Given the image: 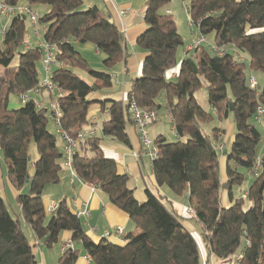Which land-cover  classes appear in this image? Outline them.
Listing matches in <instances>:
<instances>
[{
  "label": "trees",
  "instance_id": "obj_1",
  "mask_svg": "<svg viewBox=\"0 0 264 264\" xmlns=\"http://www.w3.org/2000/svg\"><path fill=\"white\" fill-rule=\"evenodd\" d=\"M5 1L50 7L40 16V25L47 29L43 43L55 47L51 80L62 92L58 97L60 132L77 138L91 125L89 115L95 104L108 116L99 135L79 142L72 155L73 169L82 182L98 188L126 213L136 231L128 235L125 244L94 241L67 200H61L53 214L47 213L44 193L48 186L60 183L65 156L59 135L48 128L53 119L49 108H39L30 99L17 109H9L12 95L27 94L42 80L38 65L43 50L40 46L25 48L29 22L18 15L0 42V148L8 164V179L19 192L16 201L21 210L14 217L0 195V264H37L35 245L23 222L47 247L58 243L63 232H71L72 241L81 242L95 264H202L196 240L168 208L166 198L147 189L146 200L138 201L129 186L130 177L120 174L117 161L105 155V137L131 145L127 127L134 123L132 103L158 113L165 108L173 117L177 141L168 142L164 136L155 139L160 156L152 163L153 175L158 186L186 197L210 253L227 264L237 254L243 255L241 264H264V157L257 156L262 135L252 122L258 109L264 108V85L258 83L256 89L249 86L252 72L264 74V0H188L185 6L201 36L214 34L215 46L229 47L244 60L232 52L218 55L206 45L196 49L193 57L181 59L185 41L172 14L163 10L172 0H148L143 18L146 29L137 39L147 56L126 101L88 98L95 88H111L113 75L94 70L78 50L91 44L103 56L108 70L126 61L125 37L109 12L97 6L84 9L83 0ZM178 66V76L168 79L167 72ZM75 69L86 71L94 83L83 80ZM204 87L217 115L198 103L195 93ZM161 97L166 99L165 107L159 102ZM230 117L235 119L236 133L225 154V149L215 148L224 130L218 127L208 133L204 127L216 118ZM32 143L39 154L33 174L29 170ZM221 158H227L225 181ZM258 161L261 168L247 188V200L235 198L233 187L246 180L239 168L250 171ZM26 187L30 193L23 195ZM224 191L227 206L222 201ZM247 201L249 207H245ZM78 257V250L69 249L59 264H75Z\"/></svg>",
  "mask_w": 264,
  "mask_h": 264
},
{
  "label": "crops",
  "instance_id": "obj_2",
  "mask_svg": "<svg viewBox=\"0 0 264 264\" xmlns=\"http://www.w3.org/2000/svg\"><path fill=\"white\" fill-rule=\"evenodd\" d=\"M103 1L105 3V8L100 6L97 7L109 12L111 14L112 20L119 26L121 32L125 37V47L128 56L124 63L119 64L121 66L120 69L118 67V69H116L115 72H112V69L111 71H109L113 75V86L109 89L98 90V94L95 95V97H92L90 100L96 101L99 99H103L101 97H104L105 99L110 98V99L126 101L130 91L132 90V81L142 74V64L145 57L147 56V52L140 49V47L137 45V39L145 31L146 25L145 23H134V21L127 22L129 20L128 19L129 14L131 15V8L133 6L129 0H103ZM119 3H122L121 8L120 7L118 8L117 6ZM118 9H127L129 13L125 18H121L118 14ZM47 12H49V10H47L44 13ZM164 12L172 14L171 10H166ZM128 41H130L131 43L130 46L127 43ZM29 42L31 41L29 40ZM190 43L191 42L185 45L180 55L181 59L185 57L186 47ZM29 47L31 48L32 45L25 46L26 49ZM80 47L88 51L91 50L95 51V53L101 56V59H103V56L91 44H87ZM179 69L180 67L178 66L174 70L167 72L166 74L167 78L175 79L174 76L176 77L178 76ZM93 83L94 80L92 84ZM204 88L206 89V87ZM95 90L97 91V89ZM31 98L36 101H40L42 103V107H47V108H49V102L52 99V97L47 92H42L39 95L31 94ZM159 102L163 104L164 107L166 106V99L164 97H161L159 99ZM95 106L96 108H94ZM162 110H165V108H163ZM89 118L91 121V125L86 127L85 130H88L90 128H95L96 134L99 135L102 125L107 121L108 118L107 113H102L99 105L95 104L91 109ZM232 119L233 118L230 117L225 120H219L221 125L218 127L224 130V134H222L217 144H223V141L229 140L228 137H230V139H232L231 141L233 142L236 129L234 127V123H233L234 121H232ZM52 122L55 125L56 134H58L61 137L59 133V128L56 126L53 119ZM127 132L131 143L130 146H126L123 143L114 140L112 138H108V137L103 138L102 148L104 149L105 155L117 161L118 172L120 174H127L130 177V180L134 181L135 189H137V187L141 184L142 181L146 183V175H148L146 171V167H147L150 173L148 177L152 185L156 187V193L155 191L153 192L151 188H149V186H147V189L150 190L155 195H161L166 198V205L168 206V208L178 216L181 223L192 234V236L196 240L200 250L202 264H227L222 260L218 259L213 254H211L209 249L204 244L201 235L200 224L196 222L193 216H190L187 213L185 207H182L183 205L188 206L186 197L176 196L173 192H172L173 196H171L170 191H166L164 189V186L163 187L158 186L155 177L153 175L151 162L146 157L140 156V158H137L135 156V154L141 152L142 145L138 130L134 123L128 125ZM159 136H164L166 138V136L162 132H160L157 133L156 136H154L155 137L154 140ZM106 139L110 141H107ZM61 146L63 147L64 143H62ZM225 150L229 151L227 150L226 145H225ZM220 164H221L222 178L225 181L227 180V176H226L227 158H221ZM1 178H0L1 180L0 195L7 202V200L9 199L7 196L8 188L6 186L5 181L3 180V176H1ZM9 184L13 188L12 195L15 196V201H16L19 192L14 188V186L10 183V181ZM61 200H67L72 210L80 218L83 228L86 231L87 235L94 241H99L103 239V235L105 232L111 231L117 227H122L124 229L123 239L112 237L107 240L116 244H125L128 241L127 240L128 235L136 231L134 222L129 218V216L126 213H124L116 206L112 205L109 202L108 198L98 188H96L91 184L82 182L78 177H72L71 171L66 168L62 173V178L60 183L58 185L48 186L44 193V203L46 209L51 204V202L59 203ZM222 201L224 206L229 205L227 191L222 192ZM84 205H87L89 216L79 215V213L84 209L83 207ZM20 210L21 208L19 207V212L16 213L19 214ZM25 224L26 223L23 222V228ZM68 241H72V233L69 231L63 232L59 242L54 244L52 247H47L43 241L35 237V240L33 242L31 241L30 242L35 245V256H36L37 264H59V260L64 253L63 246ZM73 247L75 250H78L79 252V257L75 264H95L92 260H88L87 258L88 254L84 250L81 242H73Z\"/></svg>",
  "mask_w": 264,
  "mask_h": 264
},
{
  "label": "rangeland",
  "instance_id": "obj_3",
  "mask_svg": "<svg viewBox=\"0 0 264 264\" xmlns=\"http://www.w3.org/2000/svg\"><path fill=\"white\" fill-rule=\"evenodd\" d=\"M129 1L132 3L133 6L131 8V15L129 14V17H128L129 20L127 19L128 20L127 22L134 21V23H144L143 22V15H144L146 3L148 0H129ZM83 2H84V9H88L92 6H100V7L105 8V3L103 0H83ZM188 3H189L188 0H186V1H184V0H172L167 6H165L163 8V10L164 11H166V10L172 11V17H173L174 21L177 22L178 30H179L180 34L182 35V37L185 41V44L187 45L189 42H191L189 44V45H191L194 41H196L199 37H201V35H200L199 31L197 30V28L193 27L191 25V22L188 20L187 12L185 9V6ZM121 4L122 3H119L117 5L118 8L119 7L121 8ZM33 9L36 10L40 16H42V14H44V12H46L47 10H50V7L46 6V5H44V6L42 5V6L33 7ZM11 20H7V19L3 18L2 22L3 23L6 22L7 27H9ZM40 28L43 29V26L40 25ZM0 32H2L1 24H0ZM193 38H194V40H193ZM2 40H3V38H1V34H0V42ZM29 40L31 42H29ZM42 41H43V33H42V37L35 35L33 33V29L30 26V23H28V34L26 36L25 46L26 45H32V47H37V46L42 44ZM127 43L129 46L131 45L130 41H128ZM202 45H206V48L211 50L210 46L215 45L214 34L207 36L206 37V44H202ZM23 48L24 47H22V49ZM183 49L184 48H180V53H182ZM78 50L80 51L82 56L89 62V64L92 66V68L94 70L103 71V72L111 71V70H108L104 67V65L102 63L101 56L97 55L95 53V51H93V50L88 51L82 47H78ZM235 56L237 57V55H235ZM244 56L247 57L246 54H244ZM118 67L120 69L121 66L116 65L112 69V72H115L116 69H118ZM38 69H39L40 78L42 79L44 76L42 61L39 63ZM74 71L83 80L92 84L93 79L90 77V75L86 71L81 70V69H75ZM248 74H250L249 71H248ZM251 75H253L257 79V81L261 87L264 85V74L263 73L252 72L250 74V76ZM97 94H98V90L93 91L90 94L89 99H91L92 97H95V95H97ZM195 96L198 100V103L206 111L213 113V109L208 102L207 91L205 88H201L200 90H198L195 93ZM101 98L105 99L104 97H101ZM10 99H11L10 105H9L10 110L17 109L21 106L22 103L20 101L19 96L12 95ZM94 108H96V106ZM232 121H233V119H232ZM252 122L255 123V125L257 126V128L259 129V131L262 135V141L257 147V156L260 159V158L264 157V117L262 118L261 122H257L255 119H253ZM220 125H221V123L219 122V119L216 118L213 122L205 125L204 129L206 130V132L211 133L213 128L218 127ZM234 127L236 129L235 124H234ZM48 128L53 133H56L55 125L53 124L52 120H50V122L48 124ZM160 132H162L166 136V139L168 142H176L177 141V136H176V133L174 131L173 125L171 124V122L169 120L168 113L165 110H162L159 113V121L157 123L153 124L149 128V135L152 139H154L155 138L154 136H156V134L160 133ZM228 138H229V140L223 141V144L226 145L227 150H230L231 146H232V141H231L232 139H230V137H228ZM107 141H110V140H107ZM58 142H59L60 146L63 143L60 136L58 137ZM30 158H31V162L29 164V170L31 173H34V162L36 160H38L39 154L37 151V147L33 143L30 147ZM232 166H234L233 163H232ZM146 171L148 173V175H146V183H144V181H142L141 184L137 187V189H135L134 181H131V180L129 181V186L131 188L135 189V196L138 199V201H140V202H144L146 200L145 190L147 189V186H149V188H151V190L153 192L155 191V193H156V187H154V185H152V183L148 177L150 175V173H149V169L147 167H146ZM239 171L246 175V180L243 182V184L241 186H234L233 187V194H234L235 198H244L245 200H247L246 191H247V188H248L249 184L251 183L252 179L248 177V170L239 168ZM7 174H8V164H7V161L4 157L3 151L0 148V178H1V176H3V180L5 181L6 186L8 188L7 189V196L9 199L7 200V203L10 207L11 214L15 217V216H17L16 212H19V205L15 201V196L12 195L13 188L9 184ZM1 180H2V178H1ZM1 180H0V183H1ZM164 189L166 191H170V193H171L170 195L173 196V193L171 192V190H169L166 186H164ZM249 205H250V202L247 201L245 207H249ZM182 207H185V210H187V206L183 205ZM24 229H25L27 235H29L30 241L33 242L35 240V236L27 224L24 225Z\"/></svg>",
  "mask_w": 264,
  "mask_h": 264
},
{
  "label": "built area",
  "instance_id": "obj_4",
  "mask_svg": "<svg viewBox=\"0 0 264 264\" xmlns=\"http://www.w3.org/2000/svg\"><path fill=\"white\" fill-rule=\"evenodd\" d=\"M188 20L191 22L190 15L186 9ZM129 11L127 9H118V14L121 18H125L128 15ZM18 15H24L28 22L30 23L31 28L33 29V33L37 36L42 37V33L44 34L47 29L46 28H40V15L39 13L33 9V7L27 5V4H21V5H10L5 0H0V24L2 32L1 38L4 37L5 32L7 30L6 22L3 23V18L7 20H11L13 17ZM191 25L193 26L192 22ZM202 44H206V38L204 36L199 37L196 41H194L191 45H188L185 50V57H193V54L196 49H198ZM43 50V70H44V76L40 82V85L37 89L30 91L27 94H24L20 96V101L22 104H25L28 102L31 98V94L39 95L42 92H47L51 97V101L49 102V109L53 113V119L56 124V126L60 127V121L62 117L60 104L58 102V97L61 96L62 92L57 87L55 83L51 80V70L54 65V55H55V47L46 43H43L39 45ZM211 50L215 52L218 55H223L227 52H232L234 55H237V58L244 60L242 55L237 53L236 51L230 49L229 47H217L215 45H211ZM176 78V76H174ZM249 86L252 89H256L258 87V81L257 79L251 75L249 78ZM36 105L39 108H42V103L40 101H36ZM130 112L132 114V118L134 120V124L138 130L142 150L140 153L135 154L137 158H140V156L146 157L151 164L153 161L159 158L160 156V147L155 142L154 139H152L149 135V128L157 123L159 121V113L155 110H141L137 107L135 103H132L130 107ZM213 113L217 115L218 111L216 109H213ZM264 117V108L260 107L257 111V114L255 116V120L257 122H261L262 118ZM169 120L171 124L174 126V119L171 115H169ZM59 133L61 135V138L64 142L63 146V152L65 156V168L69 169L72 173V177H77L75 174V171L73 169V163H72V155L75 149H77L79 142L86 139L90 136L96 135V129L90 128L88 130H83L79 133L77 138H71L62 132ZM215 148L218 151H223L225 149L224 144H216ZM261 168V162L258 161L255 168L248 171V177L253 179L259 175V171ZM84 209L79 213L80 216H89V211L87 209V205L83 206ZM187 213L190 216H194V211L191 207L187 206ZM59 208L58 202H51V204L47 207V213L53 214L57 211ZM124 236V229L122 227H117L111 231H107L103 235V239H110L112 237L121 238L123 239ZM74 249L73 247V241H68L63 246V252ZM88 260H92L91 256H87ZM243 255L237 254L235 255L230 264H241Z\"/></svg>",
  "mask_w": 264,
  "mask_h": 264
},
{
  "label": "water",
  "instance_id": "obj_5",
  "mask_svg": "<svg viewBox=\"0 0 264 264\" xmlns=\"http://www.w3.org/2000/svg\"><path fill=\"white\" fill-rule=\"evenodd\" d=\"M233 109V108H232ZM233 121L235 122V119H234V117H233ZM227 153V151H225V154ZM28 182H29V180H28ZM30 193V189H29V187H26L23 191H22V194L23 195H28Z\"/></svg>",
  "mask_w": 264,
  "mask_h": 264
}]
</instances>
